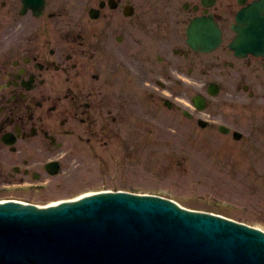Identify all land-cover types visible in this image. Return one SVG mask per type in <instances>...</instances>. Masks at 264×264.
<instances>
[{
    "label": "flooded vegetation",
    "instance_id": "1",
    "mask_svg": "<svg viewBox=\"0 0 264 264\" xmlns=\"http://www.w3.org/2000/svg\"><path fill=\"white\" fill-rule=\"evenodd\" d=\"M253 1L44 0L35 15L20 11L22 0H0V172L1 162L61 165L134 148L136 134L174 125L163 99L182 95L175 76L206 91L223 69L232 99L245 98L232 123L264 151V53L238 57L228 44L235 12ZM196 19L221 33L207 52L188 43Z\"/></svg>",
    "mask_w": 264,
    "mask_h": 264
},
{
    "label": "water",
    "instance_id": "2",
    "mask_svg": "<svg viewBox=\"0 0 264 264\" xmlns=\"http://www.w3.org/2000/svg\"><path fill=\"white\" fill-rule=\"evenodd\" d=\"M238 19L245 23L238 30L263 39L255 20L242 12ZM190 213L125 192L48 208L0 204V264H264L262 232ZM109 222L114 227L99 236Z\"/></svg>",
    "mask_w": 264,
    "mask_h": 264
},
{
    "label": "rangeland",
    "instance_id": "3",
    "mask_svg": "<svg viewBox=\"0 0 264 264\" xmlns=\"http://www.w3.org/2000/svg\"><path fill=\"white\" fill-rule=\"evenodd\" d=\"M210 109L226 112V115L230 110L226 105L211 106ZM193 130L194 136L191 138L194 141L190 145L184 133L178 137L172 135L169 147L162 145L157 149V155L168 156L159 163L154 160L149 162L150 152L143 149L138 151L140 160L134 162L131 155L125 156L119 167L110 159L106 164L101 158H86L84 165L68 163L63 172L52 177L53 188L17 191L11 187L1 188L0 182V197H16L43 204L79 192L133 187L137 191H158L175 196L189 207L224 213L264 227L263 178L262 182H255L259 178L246 171V162L242 157L237 158L231 136L216 130L197 127H193ZM182 157L181 165L177 166ZM242 177L247 186L243 181L234 182L235 178ZM256 183H260V187Z\"/></svg>",
    "mask_w": 264,
    "mask_h": 264
}]
</instances>
